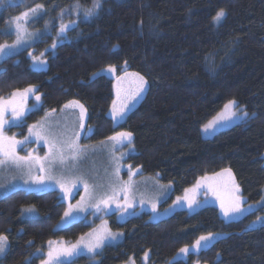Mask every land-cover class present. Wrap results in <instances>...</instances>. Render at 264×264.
<instances>
[{
  "label": "trees",
  "instance_id": "1",
  "mask_svg": "<svg viewBox=\"0 0 264 264\" xmlns=\"http://www.w3.org/2000/svg\"><path fill=\"white\" fill-rule=\"evenodd\" d=\"M75 2L2 0L0 44L15 41L12 17L37 4L54 14ZM79 3L88 8L93 0ZM101 3L98 15L78 18L65 40L56 42L55 25L52 34L0 59V97L29 86L40 96L39 101L36 96L30 100L31 110L22 126L11 132L24 136L48 112L79 101L91 129L84 143L130 132L133 152L125 162L173 186L161 204V214L202 177L223 169L233 172L247 204L260 202L264 196V0ZM221 9L225 16L217 22L214 17ZM47 20L46 15L40 17L36 27L42 28ZM33 50L37 55L45 52L44 68L34 67L29 55ZM109 65L117 70L127 65L148 83L142 101L120 123L110 116L115 80L102 72ZM233 100L248 112L247 120L204 137L203 127ZM27 207L35 208L31 217L21 214ZM66 208L58 190L20 188L0 197V233L10 241L0 264H42L49 241L75 242L101 222L85 218L58 228ZM158 215L147 209L123 219L117 213L108 215L110 228L123 233V238L107 245L97 263L81 255L69 264H146L148 255V264H264V224L253 226L264 216V207L236 220H226L213 204L193 213L178 209ZM209 233L221 237L186 259H176L181 248Z\"/></svg>",
  "mask_w": 264,
  "mask_h": 264
},
{
  "label": "rangeland",
  "instance_id": "2",
  "mask_svg": "<svg viewBox=\"0 0 264 264\" xmlns=\"http://www.w3.org/2000/svg\"><path fill=\"white\" fill-rule=\"evenodd\" d=\"M45 15L47 16L48 20L45 22L42 28H37L36 23L38 19ZM80 17L82 16L78 15L75 12H71L70 9H62V8H58V10L56 9V12L54 14L52 12H49L47 14V12L43 8L38 10L36 13H30L26 22L24 23V27L26 28L28 35L25 36L24 41L18 47L9 49L8 54L6 55H0V59L8 55L14 54L16 52H19L20 50L26 47L32 46L33 44H35L36 41L43 38L45 35L52 34L53 33L52 29L55 25H58L57 27L59 30V26L62 22L65 24H70L71 21L73 20L77 21V19ZM13 28L14 25H10V30L15 35V32L12 30ZM66 38H67V31L64 33L63 38H60L57 35L56 42L58 43L62 40H65ZM15 41H16V35H15ZM15 41L8 44L11 45ZM44 55L45 52H43V56H41V53L37 55L35 53V50H33L32 52V57L35 56L41 60H45ZM33 63H34V67L37 69H42L46 65V64L40 65L38 62H34V61ZM125 71H127L128 73H136L130 71L127 65L121 67V70L116 69L114 73H109L107 69L102 71L103 73L111 76L115 80V100H117L116 77L124 76ZM121 87H122L121 100L118 101V106L121 101L125 100L127 97H129L132 94V92L135 91L137 87V81L134 77L128 76L122 82ZM147 88H148V83L145 84V90L138 97L128 102V108L125 111L123 117L114 118V121L116 123H120L124 121L127 114L142 101V99L146 94ZM35 91L33 93H29L26 99L23 100L24 107L27 110L25 111L22 120L24 119L26 114L31 110L30 100L35 99L36 96ZM10 96L11 95L6 96L4 98L7 99ZM228 103H226V105ZM79 111L80 109L78 107L76 108L64 107L59 111L48 112L37 123L33 124V125H37L38 129H39V125L43 124L44 127L49 130V132L56 134L58 137L73 136L74 132H80V137L77 141V144L80 149L84 150L80 158L75 162L69 159L68 161H66L64 165H60L58 161H56L53 164L52 175H54L57 178L62 176L65 180L69 181V183L67 184L68 192L66 193L65 191H62L59 184H55L51 181L48 182L47 186L43 188L33 184L28 178L27 168L19 169L14 166H4V167H0V197L5 196L6 194L20 188L27 190H35V191L58 190L60 192L63 201L67 206L66 211L68 210L70 204L75 206L78 204V202L81 203V207L84 209L82 211L77 209L73 212V215L76 217L75 219H68L63 216L62 220L58 224L59 225L58 228H64L76 221L89 218V220L92 222H94L97 219L101 220L99 225L94 229L99 230L102 227L106 226L113 233H121V232L113 231L110 228L107 218L108 215H112L113 213H117L120 219H123L132 215L137 210L147 209L151 212L158 213L159 214L158 216H160L165 214L169 215L178 209H187L190 213H193L205 205L213 204L219 208L221 215L226 220H236L244 217L246 214L252 211L264 207V196L262 200L258 203L247 204L240 189L239 195L242 197V207L244 211L240 214H236L230 217H225V215L223 214L220 208L219 200H217L216 196H214L212 192L208 190L207 185L202 183V186L194 194V198L197 202L195 205L189 207L188 201L184 199L186 195V191H185L184 194L177 197L170 206L162 210V212H165V214H161L160 213L161 204L168 199V197L171 194V190H173V186H171L170 184L163 183L157 177L143 175L141 170L135 169L131 165L125 162L129 154L133 152L132 142L131 144H129L127 141H124V143L121 144L108 139L106 141H102L99 143H93V144L84 143V139L91 134V131H88L89 128H87V110L84 119L85 129L83 131L80 130L78 126ZM230 111H237V115L229 118ZM242 111L245 110H243V108H240L237 102H236V106L232 109H226L224 106L222 111L217 116H215L210 122L206 124L209 125L210 123H213L215 121L214 126L209 128L207 131H205L206 125L203 127L202 129L203 136L206 138L213 137L215 134H217L222 130H225L227 128L234 126L235 124L246 121L247 118L242 119L240 116V112ZM110 116L113 118L112 111H110ZM6 119L10 120L11 116L10 115L6 116ZM13 127L15 126L6 124L4 128L5 135L9 137L15 136L17 140H23L25 136L29 135L28 130L24 136L20 132H17L16 130L15 132H11V129ZM48 150H49L48 145L45 144L43 140L37 141L35 137H31L28 143L18 146L16 152L20 156H25L28 153H32L33 156L41 157L42 161L45 164V167L47 168L49 164V160H44L43 158L48 153ZM117 161L119 162L118 166L120 169L118 176L115 172V169L117 167ZM231 173L234 176L232 171ZM40 174L41 173H39L38 171V166L34 167L33 175H40ZM213 176L214 174L208 175V177H213ZM217 179L223 182V180L226 179V176ZM25 180H29V182L25 183ZM85 181L88 184V191H86L84 187ZM235 182L237 183L236 178H235ZM73 183L75 184V186H73ZM125 184H130V190L127 193L121 190ZM195 186L196 184L189 189H193ZM113 187H115L116 189L115 193L113 192ZM103 195L113 196L114 201L106 209L103 206H101L102 210L97 212L94 207H91V205L96 203ZM125 195H127V203H131L132 205L131 207H127L126 210L124 208V205L126 204ZM187 195L190 198L193 196L192 193H187ZM178 198H180L179 201ZM118 204L120 205V207L117 206ZM153 205H155V210H153ZM66 219L67 222L65 223ZM263 224H264V216L261 217L259 221L257 220L256 222H254L253 226H261ZM93 230L90 231L89 233L93 232ZM123 236L124 234L122 233V235L118 236L116 240L107 241L105 246L99 250V253H101L107 245L115 244L119 242L123 238ZM219 237H221L220 234H213V239L210 242H208L207 246L203 247L201 250L211 246ZM52 241L63 243L64 245H71L77 242V241L67 242L65 240H52ZM8 244L10 246L9 240H8ZM189 248L191 249V247ZM191 252H197V251L190 250L189 253ZM5 254L3 256H0V262L4 258ZM188 254L185 255L179 253L176 259H186ZM81 255L90 256L92 257L95 263L98 262V255L93 256L92 254L87 253V251L83 249L81 250V253L79 255L62 258V260L64 261V264H69L70 262H72ZM149 256L150 255H148L146 258V264H148L147 261H149L148 260ZM128 264H136V263L133 261V262H129Z\"/></svg>",
  "mask_w": 264,
  "mask_h": 264
},
{
  "label": "snow or ice",
  "instance_id": "3",
  "mask_svg": "<svg viewBox=\"0 0 264 264\" xmlns=\"http://www.w3.org/2000/svg\"><path fill=\"white\" fill-rule=\"evenodd\" d=\"M2 2V0H0ZM14 2V0H13ZM102 7L101 0H93L92 6L88 8H83L79 3V0L71 6L70 11L75 12L78 15H81L84 20H88L98 15V10ZM43 5L37 4L34 8H30L27 11L21 12L19 15L14 16L9 21L10 25H14L12 29L16 35V41L9 44H0V55L8 54L9 49H13L18 47L23 41L26 35H28L26 28L24 27V23L26 22L30 13H36L38 10L42 9ZM82 9V11H81ZM63 14V13H62ZM225 16V12L223 9L217 12L214 20L219 22ZM76 24V21L73 20L70 24L61 23L59 26V31L57 33L58 37L63 38L64 33L73 25ZM10 34V33H7ZM53 48L56 47L54 43L52 45ZM118 47V46H114ZM29 55H32L31 53ZM43 56V53H41ZM34 62H38L40 65H44L47 63L45 60H41L38 57H32ZM127 62H125L126 64ZM109 73H114L116 68L114 65H109L107 68ZM99 75V74H94ZM128 76L134 77L137 81V87L132 94L127 97L125 100L121 101L118 106V101L121 100L122 87L121 84L124 79ZM116 95L117 100H113L112 102V115L113 118L123 117L125 111L128 108V102L130 100H134L138 97L144 90L145 84L147 81L141 76L139 73H128L124 72V76L116 77ZM35 91L33 86H29L28 88L20 91L19 89L12 92L11 96L5 99L4 97H0V167L4 166H14L19 169L27 168V175L29 180L41 188L47 186L48 182H53L55 184H59L62 191L68 192L67 184L69 181L65 180L62 176L57 178L52 175L53 164L58 161L60 165H64L66 161L71 159L72 161H77L83 153V149H80L77 141L80 137V132H74L73 136H62L58 137L56 134L49 132L47 128L44 127L43 124L39 125V129L37 125H31L28 128V136H25L23 140H17L15 136H7L4 133V128L6 124H10L11 126H22V117L27 110L24 107L23 100L26 99L29 93H33ZM36 100H40V96H36ZM236 106V102L229 101L227 105H225L226 109H232ZM65 108H76L80 109L78 114L79 128L81 131L85 129L84 119L86 114V109L79 101H70L68 104L64 106ZM238 111V109H237ZM237 111H230L229 118L237 115ZM11 116V119H6V116ZM255 115V114H253ZM240 116L242 119L248 118V113L246 111L240 112ZM214 123H210L205 126V131L214 126ZM91 131V129H88ZM31 137H35L37 141L43 140L45 144L48 145V153L43 158L44 160H49V164L47 168L45 167L42 158L39 156H33L32 153H28L25 156H20L17 154L16 149L18 146H21L30 141ZM110 140L115 141L117 143L123 144L124 141H127L129 144L132 142V133L130 132H118L115 136L109 137ZM119 162L117 161V167L115 172L118 176L119 174ZM38 166V171L41 173L40 175H33V168ZM75 166V165H73ZM226 179L223 182L219 181L217 178L225 177ZM79 179V178H78ZM29 180H25V183H28ZM203 184L207 185V188L214 196H216L217 200L220 202V208L225 215V217H230L236 214H240L244 211L242 207V197L239 195L240 187L235 182V178L231 173L230 169H223L219 173H215L213 177L204 176L200 181L197 182L196 186L193 189H187L186 195L184 197L185 200L188 201L189 207H192L197 202L194 198L195 192L202 186ZM73 186L75 184L73 183ZM85 190L88 191V184L84 182ZM125 193L130 190V184H125L121 189ZM116 189L113 187V192L115 193ZM187 193H192L193 196L190 198ZM180 198H178L179 201ZM83 200V198H82ZM114 201L113 196L103 195L100 199L91 205L94 207L96 211H100L101 206L105 209L110 206V204ZM126 204L124 208L126 210L127 207H131V203H127V195H125ZM120 207V205H117ZM84 210L81 207V203L78 202L77 205H69V208L64 213V217L68 219H75L76 217L73 215L75 210ZM153 210H155V205H153ZM22 215L27 214V217H31L35 214L34 207L24 208ZM261 218H257L259 221ZM67 219L65 220V223ZM59 227V225H58ZM122 235V233H113L106 226L97 230L94 229L93 232L87 233L84 236H81L79 240L75 244L64 245L63 243H58L54 241H49V249L47 252V259L42 261V264H64L62 258L72 257L75 255H79L81 250H86L87 253L92 254L93 256L99 255V250L102 249L106 242L109 240H116L118 236ZM213 239V234L209 233L207 236H200L199 239L195 241V243L191 246V249L188 246H185L179 250L180 254H188L190 250H195L199 252L203 247H206L208 242ZM31 243V242H29ZM9 248L8 237L5 234L0 233V256H3Z\"/></svg>",
  "mask_w": 264,
  "mask_h": 264
}]
</instances>
